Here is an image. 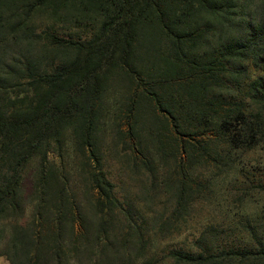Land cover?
<instances>
[{
  "label": "trees",
  "instance_id": "trees-1",
  "mask_svg": "<svg viewBox=\"0 0 264 264\" xmlns=\"http://www.w3.org/2000/svg\"><path fill=\"white\" fill-rule=\"evenodd\" d=\"M37 11L72 32L36 33ZM41 40L49 52L33 55ZM111 90L125 126L115 123L113 139L124 137L151 189L162 183L174 200L161 227L217 176L239 190L241 216L164 260H133L130 245L153 241L102 169L96 134ZM142 111L152 121L141 124ZM66 133L84 162L80 190L66 170L44 167ZM250 153L264 156V0H0V241L10 264H264V159L250 164ZM155 163L167 165L161 182Z\"/></svg>",
  "mask_w": 264,
  "mask_h": 264
},
{
  "label": "rangeland",
  "instance_id": "rangeland-1",
  "mask_svg": "<svg viewBox=\"0 0 264 264\" xmlns=\"http://www.w3.org/2000/svg\"><path fill=\"white\" fill-rule=\"evenodd\" d=\"M32 26L36 33L42 31H54L59 36L67 38V33L72 32L68 30V26L65 23L53 22L43 11H37L34 14ZM44 40L34 43L31 48L33 55L42 56L41 54L49 52L45 50L42 45ZM53 52L47 56H51ZM58 54V52H54ZM58 58L57 56H55ZM112 91V92H111ZM107 94V102L105 106L110 105L103 110L104 122L101 128L103 132L96 134V146L101 154L102 169L105 172V176L113 185V194L115 198L121 202L122 207L126 208V204H131L133 210L140 213L142 217V226L146 228L147 237L153 241V246L149 250L144 248L140 249L141 246L138 244L130 245L128 254L133 256V260H164V253L170 249H189L190 243H194L198 233L205 227L213 225L214 227L226 228L228 222L227 218L233 213L236 214L235 219L240 216V211L243 209L237 198L240 192L236 188H231L229 185L221 183L220 176L214 180L209 187H205L202 190V197L194 203L193 207L189 208L185 216L179 218L172 223V228H169L171 223H168L161 227V223L168 219L173 207V198L162 183L159 187H156L153 191L151 189V181L149 179V173L147 169L142 168L138 165V161L131 160L127 148V140L123 137L120 141L113 139V129L116 127L120 130H124V106L122 105L123 99L119 96L117 90H111ZM120 98V99H119ZM140 102V101H139ZM117 107H113L112 105ZM141 114V112H140ZM159 117L156 116V120L153 119V125L159 129L166 138L169 137L170 131L165 129ZM152 121L148 117L145 111H142L139 122L141 124ZM166 143V142H164ZM77 148L69 142L68 133L65 134V143L60 151L61 155H58L55 147L49 148L46 154V162H44L45 171L53 169L60 170L64 169L69 174L71 181L77 183L76 190H80L82 185L78 181L82 178L81 166L84 163L83 158ZM167 150V148H166ZM244 160L250 164H254V161H262L264 156L261 154H246ZM133 159V157H132ZM40 158L35 156L29 161L25 172L23 173V182L25 184V191L23 196L25 199H29V185L36 176L40 165ZM167 165L156 164L154 166L153 175L158 178V181L164 176ZM202 172L207 173L203 168ZM78 174V175H77ZM78 179V180H77ZM161 182V181H160ZM251 186V185H250ZM249 188V187H248ZM151 189V190H150ZM250 210L249 206L244 207ZM27 211L25 215H27ZM117 228L120 226L119 222H115ZM160 227V228H159ZM171 230V235L166 233L170 230H164L166 228ZM228 228V227H227ZM121 229V228H120ZM158 230H160L158 232ZM117 231V230H116ZM125 231V230H124ZM119 230L117 231V233ZM163 232V233H161ZM148 246V245H146ZM154 247V248H153ZM153 248V249H152ZM4 249L3 241H0V264H10L8 255ZM170 264V263H165Z\"/></svg>",
  "mask_w": 264,
  "mask_h": 264
}]
</instances>
